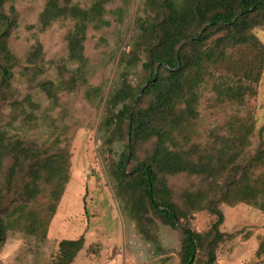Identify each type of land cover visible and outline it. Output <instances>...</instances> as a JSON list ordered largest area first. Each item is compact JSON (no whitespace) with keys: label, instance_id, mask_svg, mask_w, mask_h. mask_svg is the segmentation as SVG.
Instances as JSON below:
<instances>
[{"label":"rangeland","instance_id":"obj_1","mask_svg":"<svg viewBox=\"0 0 264 264\" xmlns=\"http://www.w3.org/2000/svg\"><path fill=\"white\" fill-rule=\"evenodd\" d=\"M46 1L5 0L1 8L11 24L4 42L12 58L13 76L0 87V220L5 229L0 264H49L58 256L60 241L79 237L84 239L83 249L72 264H181L179 228L162 225L152 214L149 221L131 216L130 201L112 176L124 144L120 140L109 148L102 124L108 95L124 84L137 87L143 79L145 53L137 45L143 43L146 21L156 20L157 0H116L106 5L103 20L110 25L89 26L84 42L85 78L72 90L68 81L77 65L66 61V38L74 23L68 18L42 28L39 18ZM92 2L72 0L81 8ZM118 16L121 22L115 21ZM253 34L264 45V31ZM134 55L136 60L126 71ZM241 55L252 58L244 48ZM211 73L214 77L207 75L199 89L195 119L186 124L182 136L174 134L177 147L192 158L208 153L216 156L251 128L241 157L247 162L259 143L264 146V133L258 136L264 126V68L256 96L242 102L220 95L226 82L218 77H224V71L211 69ZM44 83L53 85L54 101L40 89ZM91 87L100 90L89 101L85 92ZM17 142L37 153L39 161L58 153H64L67 160V164L39 173L31 186L36 188V197L29 202L24 192L30 187V167L27 163L17 167L6 155ZM151 148L139 146L138 159L147 157ZM134 164L131 161L127 169ZM254 172V178L264 176V165ZM207 185L208 181L188 175L168 179L179 207L186 191ZM219 209L224 217L219 230L230 238L218 245L216 264H264V255L256 254L264 241V209L247 203H221ZM214 220L202 210L191 214L189 225L197 233H206ZM197 258L199 264L204 262L203 253Z\"/></svg>","mask_w":264,"mask_h":264},{"label":"trees","instance_id":"obj_2","mask_svg":"<svg viewBox=\"0 0 264 264\" xmlns=\"http://www.w3.org/2000/svg\"><path fill=\"white\" fill-rule=\"evenodd\" d=\"M115 1L93 0L88 8L73 5L72 0L46 1L39 18L42 28L68 18L74 23L66 38V61L77 65L75 75L69 77L70 90L76 89L77 83L85 78L84 42L89 26H109L103 20L105 7ZM4 2L0 0V87L6 86L13 76L12 58L4 42L6 30L11 26L9 18L1 12ZM155 5L156 20L146 21L143 43L137 45L145 53L141 83L137 87L124 84L104 100L105 143L109 148L120 140L124 144L114 162L112 176L117 188L130 201L131 216L149 221L152 214L162 225L179 228L181 264H199V253L204 254L202 264H216L218 245L230 238L219 230L224 221L219 204L247 203L264 209V176L254 178V171L264 165V146L259 143L254 156L243 161V146L247 135L252 133L250 128L231 145L221 148L216 156L208 153L192 158L177 147L175 135L182 136L186 124L195 119L197 95L206 76L214 77L211 69L226 73L218 77L226 82L220 94L224 99L242 102L246 97L256 96L255 87L264 68V45L253 31H264V0H157ZM116 19L121 22L120 16ZM243 48L252 54L251 59L241 55ZM130 60L124 67L126 71L136 56ZM40 89L55 100L51 83L41 84ZM99 90L91 87L85 98L92 100ZM144 100L147 103L143 106ZM263 133L264 126L258 136ZM145 145L152 146L150 154L138 159L137 149ZM6 155L15 166L27 163L26 167H30L27 172L30 187L24 192L28 202L36 197V188L31 186H35L40 172L67 164L64 153L39 161L37 153L19 142L8 148ZM131 161L135 164L127 169ZM177 175L208 181L207 188L186 191L179 207L168 186V179ZM202 210L212 214L215 220L208 232L197 233L190 228L189 218ZM4 238L5 229L0 220V246ZM83 244V237L60 241L58 256L49 264H72ZM256 254L264 255V241Z\"/></svg>","mask_w":264,"mask_h":264}]
</instances>
